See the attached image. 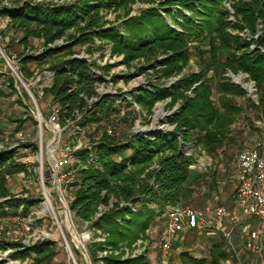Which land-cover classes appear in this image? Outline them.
<instances>
[{
    "label": "trees",
    "instance_id": "obj_1",
    "mask_svg": "<svg viewBox=\"0 0 264 264\" xmlns=\"http://www.w3.org/2000/svg\"><path fill=\"white\" fill-rule=\"evenodd\" d=\"M149 1H158L169 17L174 16V7L188 11L190 16L175 11L177 19L173 22L180 31L172 29L156 8L142 10L115 26L104 20L103 13L122 9L128 16L129 5L135 0H0V20L5 22V29L20 34L19 43L24 47L31 39L45 47L40 55L25 56L20 62L54 60L47 68L52 75L50 85L43 92L57 107L60 126L74 123L89 129L96 124L95 130L102 129L90 149L75 151L79 162L73 166L76 175L69 186L73 188L69 201L73 224H82L93 240L105 238L101 243H90L92 260L102 264H148L145 253L124 258V249L146 237L159 221L164 225L165 210L187 204L197 186L210 177L190 169L194 161L185 153L186 146L195 143L213 155L233 142L230 126L243 112L237 99L246 95L230 82L228 72L247 74L262 91L260 101L264 104V0H226L230 9L223 0ZM61 39V46L48 47ZM96 40L111 44L112 53L122 55L124 64L142 63L138 71L148 73L153 82L148 83L149 90L138 87L133 91L131 101L149 113L162 101H167L169 110L176 107L166 119L173 133L137 132L122 140L107 134L110 127L115 133L113 122L123 119L120 111L131 103L116 102L109 95L97 96L95 63L76 57L74 51L82 44H89L87 50L91 51ZM192 60L199 70L185 74ZM8 85L15 92L10 78ZM94 97L98 100L89 107ZM102 124L109 125L105 129ZM25 146L36 149L32 144H22L0 150V218L18 213L24 216L37 204L8 196L7 180L29 172L18 152ZM21 205L23 210L18 212ZM210 242L205 257L181 251L180 264H223L228 259L225 241L217 237ZM8 246L15 248L12 258L33 254V264L47 263L56 255L51 241H41L27 250L21 249V244L0 241V251ZM104 251L107 254L98 258V252Z\"/></svg>",
    "mask_w": 264,
    "mask_h": 264
},
{
    "label": "rangeland",
    "instance_id": "obj_2",
    "mask_svg": "<svg viewBox=\"0 0 264 264\" xmlns=\"http://www.w3.org/2000/svg\"><path fill=\"white\" fill-rule=\"evenodd\" d=\"M52 3H68L74 0H46ZM223 5L226 6V0H223ZM158 1L150 2L149 0H135L133 4L129 5L128 16L125 15V10L104 12V20L114 22L115 26H120L124 21L130 17L138 16L142 10L149 8H156L159 14L165 15L166 23L175 30L180 31L178 24H174L173 20L177 19L175 11L184 13L190 16V13L184 9L173 8L174 16L169 17L165 10L161 9ZM2 22V21H0ZM180 22V21H179ZM5 24L0 28V144L10 145L16 143V134L23 132L26 136L25 145L32 144L33 147L38 148V152L42 150V155L38 153V157H42L41 166H35L36 155L35 150L25 146L18 150L19 157L30 155L31 164L29 172L24 176H15L7 180V189L10 198L29 199L35 206L30 208L33 211L31 217L32 224L28 230L24 225L13 222L12 217L0 218V241L6 243H17L21 245H35L41 241H51L55 243V257L49 262H41L40 264H74L72 258H69L66 243L68 244L76 264H102L101 261L94 262L91 258V242L101 243L105 240L104 237H98L86 244L88 251L87 260L77 250L76 240L80 234L86 232L82 224L74 222L70 227L68 201H64V205L58 202L56 193L53 190V167L60 161L62 149H69L73 151L75 148L90 149L92 145L98 142V137L102 129L95 130L96 124L89 129H82L74 123H68L66 126L54 128L48 124L47 127H42L32 119L29 107L32 108L29 92L33 96L36 95L38 85L35 81L36 76L42 75L44 71L54 62L31 60L26 64H22L20 60L25 56L36 57L44 51V45L37 39L29 40L27 47L19 43L20 34H14L11 30L5 29ZM109 25L106 24L105 28ZM123 31V27L120 28ZM96 40L91 51L87 48L89 44L78 45L74 48L75 56H83L88 58L90 62L95 63L93 75L98 81V85L102 91L100 97L104 95L111 96L117 102L128 100L131 104L120 111V116L123 119H116L113 122L115 126V133L113 128H107V134L115 136L114 139L122 140L131 133L139 132H162L173 133V127L166 123V119L176 109L169 110L167 108V101L156 103L151 112H147L144 108L137 105L132 99V93L138 87L149 90L148 83H152L148 73H140L139 67L141 62L135 61L131 65L123 63V56L112 53V45ZM7 58H10L13 65L16 66L18 75L22 83L17 81L15 84L14 78L11 76V70L7 64ZM21 69L23 71H21ZM199 66L196 60H192L189 66L184 71L185 74L196 72ZM230 78V82L235 86L241 87L244 91L245 80H237L232 78L231 73L226 74ZM12 79L15 87V92L8 85V79ZM173 80V79H172ZM258 105L255 106L251 100L245 96L237 99V104L243 109L241 116L235 123L230 126L231 138L230 142L219 148L213 155H208L205 149L201 146H196L195 143L186 146L185 153L193 158L194 169L201 174H207L208 179L204 184L197 186L193 195V199L187 204L193 208H202L204 206H224L228 209L232 208L233 197L236 190L235 179V160L239 150L244 146H250L254 143L260 134V127L257 122L264 119V104L261 103L262 91L257 87ZM246 94V92H245ZM37 105L43 115L48 116V110L52 103L48 97L43 95L37 99ZM91 107V104H90ZM18 124H21L19 130ZM105 129L109 124H102ZM18 130V131H17ZM41 131V133H40ZM40 134L41 137H40ZM94 140V141H93ZM29 151H26V150ZM127 152L123 154L126 157ZM215 179H212V175ZM213 177V178H214ZM213 181L214 184L212 183ZM210 183V184H209ZM214 185V190H210ZM210 186V187H209ZM51 193V205L55 216L47 210L44 204V193ZM73 188L64 190V195L69 200L72 197ZM65 207V209H64ZM71 215V214H70ZM58 221H56V219ZM12 220V221H11ZM244 221V220H243ZM75 227L78 229L76 230ZM72 230V232L70 231ZM79 231V232H78ZM164 231L163 222H158V225L146 232V237L139 240L140 242L133 245L131 248L124 249V255L128 253L131 255L146 254L148 264H180L178 255L183 250H190L193 255L205 257L208 255V250L211 245L210 237L207 232L202 231V234L197 236V232H185L181 239L175 240L172 244V249L165 262L160 258V248L158 246L159 239ZM195 237L192 242L191 237ZM220 236V235H219ZM199 239V240H198ZM232 245L235 248V254L229 258L228 264H258V260L251 253L245 249V244L242 240H237L235 237L231 239ZM34 243V244H33ZM264 246V237H263ZM26 247L24 250H27ZM75 250L77 254L74 253ZM15 251L13 246H8L6 250L0 251V261L2 264H33L34 255L24 254L22 257L12 258L11 254ZM264 254V253H263ZM104 256L103 253L98 252L97 257ZM264 257V255H263ZM168 260V261H167ZM170 261V262H169ZM223 264H227L224 262Z\"/></svg>",
    "mask_w": 264,
    "mask_h": 264
},
{
    "label": "built area",
    "instance_id": "obj_3",
    "mask_svg": "<svg viewBox=\"0 0 264 264\" xmlns=\"http://www.w3.org/2000/svg\"><path fill=\"white\" fill-rule=\"evenodd\" d=\"M226 7L230 9L229 4H227V2ZM0 21H2L0 22L1 28L5 24V22L3 20ZM62 44H64L63 39L56 41L52 45H48V47L61 46ZM262 53L264 54V50H262ZM76 57L85 58L83 56ZM10 60V58H7V64L11 70V76L14 78L15 84L17 83V81L23 84L20 76L18 75L16 66L13 65V62ZM88 61L90 62L89 59ZM231 77L234 79L236 78L237 80L247 81V83L244 84V89L246 92L245 95L248 98H251L253 104L257 106L258 92L255 82L252 81L248 77V75L244 73L232 75ZM51 79V73L48 70L44 71L42 75L36 76L35 78V81L38 85L36 95L33 96L29 92L30 100L32 102V108L29 107V111L31 113V117L36 122L37 126L39 125L40 130H42V127L44 126L47 127L48 124L52 125L56 129L60 127V124L58 122V109L56 106L52 105L48 110V116L45 117L37 105V99L41 98L44 95L43 89L50 85ZM101 91L102 89H100L99 85L96 84L95 92L97 96L100 97ZM97 100V97L92 98L89 101V107L92 102H95ZM79 118L80 116H78V119ZM257 124L260 127V134L257 140L250 146L242 147L236 155V190L233 197L232 209H228L224 206L213 207L210 205L204 206L202 208H193L190 204L178 205L167 208L163 214V217L165 218L164 231L158 243V246L160 248V258L163 261L168 258L169 253L172 249L173 242L179 237L181 233L185 231L208 230L212 228H216L218 230L220 229L222 231V237L225 241L224 250L230 258L231 255L235 254L236 251L231 242L232 231L225 232L222 230V223L227 220L233 225L234 228L238 229L240 237L245 240V249L257 258L258 264H264V119H260ZM41 135L42 134H40V137ZM25 138L26 136L23 134L22 131L18 132L16 134V143H11L10 145L5 146L0 144V150L5 148L13 149L19 147L20 145L26 143ZM31 148L29 147L30 150ZM78 149V147L75 148L73 151H69V149H62L60 161L58 160L55 167H53V190L57 195L58 202L61 203V205L63 206H66L64 205V201H68V204L70 201V199L65 200L67 197H65L64 195V190L69 188V186L71 185V183H73L75 179L76 174L75 169H73V166L79 161L76 160L74 153ZM26 151L29 150L27 149ZM33 153L36 155L34 161L35 166H41L42 157L37 156L39 153L38 148ZM39 154L42 155V150ZM21 162L27 166H30V155L22 157ZM40 168H42V166ZM190 169H194V164L190 166ZM50 197V192L44 193V204L47 210L52 212V214L55 216L53 207L51 205ZM22 210L23 206L21 205L18 209V212H21ZM32 212L33 211H30L24 216H20V213H18V215L16 214L12 217V220L17 224H21L22 226L24 225V228L28 230L26 224L29 227L32 224ZM70 214L71 213L69 211L68 215L70 227H72V225L74 224ZM243 220H246V222H244ZM56 221L58 220L56 219ZM70 231L72 232V230ZM84 231L86 232L80 234L78 240H74L76 241L77 250L84 257V259L87 260V255L89 254L86 249V244L89 241L91 242V240H93V236L89 231ZM139 242L140 241H138L137 243ZM26 247L30 246L22 245L21 249H25ZM66 249L68 250L67 252L69 253V258H72L73 263L76 264L72 252L67 243ZM102 253L104 255L107 254L106 251ZM115 254L118 255L117 252ZM127 255L128 253L126 254V256L123 257L126 258L128 257ZM135 256L136 255L133 254L131 255V257ZM229 258L225 261L227 264L229 263Z\"/></svg>",
    "mask_w": 264,
    "mask_h": 264
},
{
    "label": "crops",
    "instance_id": "obj_4",
    "mask_svg": "<svg viewBox=\"0 0 264 264\" xmlns=\"http://www.w3.org/2000/svg\"><path fill=\"white\" fill-rule=\"evenodd\" d=\"M230 209H232V208H230ZM244 222H246V220H244ZM222 230L223 231H225V232H229V231H232V238L231 239H233L234 237L239 241V240H242L243 242H245V240L243 239V238H241L240 237V235H239V233H238V229L237 228H234L233 227V225L229 222V221H227V220H225L223 223H222ZM202 231H205V232H207L208 231V233H207V235L208 236H212V237H210L211 239H212V241H214V240H216V238L217 237H220L221 239H223V237H222V231L219 229H216V228H212V229H208V230H196V231H185V232H197L198 234H197V236H199V235H201L202 234ZM185 232H183V233H181L180 235H179V237L176 239V240H179V239H181V241H180V243H182V238H183V240H184V237H182L181 235L182 234H185ZM220 235V236H219ZM194 236L193 237H191V241L193 242L194 241ZM199 240V239H198ZM224 240V239H223ZM209 242H210V240H209ZM189 250V249H188ZM168 261V260H167ZM165 262V261H164Z\"/></svg>",
    "mask_w": 264,
    "mask_h": 264
},
{
    "label": "water",
    "instance_id": "obj_5",
    "mask_svg": "<svg viewBox=\"0 0 264 264\" xmlns=\"http://www.w3.org/2000/svg\"><path fill=\"white\" fill-rule=\"evenodd\" d=\"M142 133H144V132H142Z\"/></svg>",
    "mask_w": 264,
    "mask_h": 264
}]
</instances>
